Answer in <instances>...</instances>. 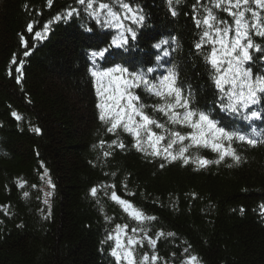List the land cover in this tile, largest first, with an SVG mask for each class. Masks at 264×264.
<instances>
[{"label": "trees", "instance_id": "trees-1", "mask_svg": "<svg viewBox=\"0 0 264 264\" xmlns=\"http://www.w3.org/2000/svg\"><path fill=\"white\" fill-rule=\"evenodd\" d=\"M134 3L143 8L147 20L139 30L140 40L133 45L135 51L125 53L129 61L125 66L133 71L154 67L157 70L151 76L155 78L176 65L180 86L190 87L194 93V107L211 110L222 126L250 132L246 127L249 122L213 106L217 92L210 70L204 53L194 47L201 31L192 18L195 0H181L176 17L171 16L166 0ZM69 6H76L75 0H53L51 6L47 0H0V205L10 206L11 213L6 216L0 210V264H115L109 255L111 242L102 241L115 224L128 223L131 228L135 221L129 220L104 190L96 198L90 195V189L101 184H114L118 195L157 218L150 225L151 236L158 230L176 234L157 243L156 251L167 264H180L189 245L190 254L198 255L201 264H264V216L258 208L264 203V144L254 148L234 144L245 162L199 171L179 162L160 168L159 159H145L132 147V137L123 132L119 138L126 150L109 149L107 144L99 147L101 140L110 143L117 136L107 132L98 119L88 52L107 44L111 36L109 39L103 32L112 35L114 30L95 24V30L88 32L86 25L94 21L81 15L54 22L43 41H33V34L26 31L29 21H38L34 31L40 30ZM215 11L231 23L227 13ZM19 33L28 39L32 52L25 58L23 79L17 84L15 66L11 76L8 68L13 53L22 58ZM172 36L177 41L166 46L171 52L165 58L168 62L157 67L155 58L160 53L152 44ZM254 40L264 46V38ZM253 57V73L264 72L260 56L253 52ZM114 63L124 60L114 55L102 66ZM137 94L146 104L158 102L142 90ZM260 108L264 110V105ZM13 111L23 119L16 121ZM156 118L164 119L159 114ZM252 126L264 130V122L259 120ZM33 127L41 131L36 133ZM104 151L113 154L104 157ZM192 153L196 154L194 149ZM199 155L216 158L210 149L200 150ZM227 163H232L231 159ZM44 167L52 172L56 187L50 189L52 198L55 196L52 205H45L40 215L39 195L24 197L16 181L20 178L32 185ZM113 172L115 176L110 175ZM107 191L110 194L111 189ZM192 193H196L195 199ZM105 215L112 220L106 221ZM143 252L151 255L147 245L139 254Z\"/></svg>", "mask_w": 264, "mask_h": 264}, {"label": "snow or ice", "instance_id": "snow-or-ice-1", "mask_svg": "<svg viewBox=\"0 0 264 264\" xmlns=\"http://www.w3.org/2000/svg\"><path fill=\"white\" fill-rule=\"evenodd\" d=\"M53 0H47L51 6ZM181 0H166L171 16L176 17ZM76 6H69L63 12L58 13L52 19L43 24L42 29L34 31L38 21H29L26 31L33 34V41H43L47 38L54 22L71 19L73 16H87L94 21L100 29L114 30L110 41L103 47L90 49L88 52V72L93 78L95 94L98 98L97 108L99 119L106 125L107 132L113 133L117 139L110 143L101 140L99 147L105 144L109 149L113 147L126 150V145L119 138V133H127L133 139L132 147L143 154L145 159H159L160 168L167 164L179 162L182 166H194V170L207 169L212 165L225 163L231 168L245 162V158L238 152L234 144L257 147L264 144V130L253 127L255 121L264 122V72L253 73L250 65L254 63L253 52L260 54L261 62H264V46L255 42L254 37L264 38V0H195L192 5V18L200 35L194 45L198 52L204 53V60L210 70V79L213 81L217 96L213 106L220 112L231 113L240 120L249 122L246 127L250 132L238 128L222 126L221 122L213 118L211 110L205 111L194 107V93L191 88H182L179 83V72L176 65L168 67L164 73L152 78L151 74L156 68L130 70L125 66L129 63L125 53L130 52L137 41L138 31L144 27L147 17L143 8L134 3V0H75ZM28 10L27 4L24 6ZM215 10H222L231 18L220 19ZM37 16L40 12L37 11ZM91 32V28H85ZM19 43L22 49V58L18 59L13 53L8 75H12L13 67L16 73L15 80L20 84L23 79L25 58L29 57L32 48L23 33H19ZM177 37L161 38L152 47L159 50L156 56L157 67L167 63L166 57L171 55L169 47L175 44ZM205 45L208 50L205 51ZM169 46V47H166ZM174 50V49H173ZM118 56L124 63H114L110 67H103L109 57ZM138 90H142L147 97L156 98L157 103L146 104ZM151 110V115L149 114ZM159 114L164 119L156 118ZM16 121H21L23 116L16 111L11 113ZM189 129L181 131L180 129ZM32 131L39 133L38 127ZM95 147V146H94ZM195 150L196 154L192 153ZM202 149H210L216 154L215 159H208L199 155ZM112 151H104L103 156L109 157ZM231 159L232 163H227ZM107 175V174H106ZM115 176L116 173H110ZM46 179L49 189H54L47 169L40 176ZM26 180L18 178L16 186L23 189ZM36 188L37 185H31ZM116 186L104 185L93 186L90 195L93 198L98 192L104 190L111 201L118 205L127 215L129 220L135 221V226L129 228L128 223L115 224L114 228L107 233L102 243L112 242L109 255L114 258L115 264H167L160 257L157 249L158 241L167 236L174 237L173 232L164 233L158 230L155 237L149 234L150 225L156 221L155 216L147 215L141 208L117 194ZM127 190V185H124ZM111 189V192L107 191ZM129 196L135 195L128 192ZM44 203L49 201L47 197L51 191L44 193ZM24 197L29 192H23ZM39 199V197H37ZM196 198V193L191 194ZM100 201L97 199V203ZM10 206L0 205L4 215H11ZM261 216H264V203L259 206ZM103 211V209H101ZM243 211V209H241ZM50 215V205L48 208ZM45 218H48L47 216ZM106 221L112 218L105 215ZM145 245L151 250L139 254ZM191 245L184 248V257L181 264H201L196 254H190ZM175 256V253L172 254Z\"/></svg>", "mask_w": 264, "mask_h": 264}, {"label": "bare ground", "instance_id": "bare-ground-1", "mask_svg": "<svg viewBox=\"0 0 264 264\" xmlns=\"http://www.w3.org/2000/svg\"><path fill=\"white\" fill-rule=\"evenodd\" d=\"M72 19V18H71ZM71 19H67L68 21L69 20H71ZM82 19H84V18H82ZM67 20H64V21H67ZM87 21V20H86ZM94 27H95V22L94 23H92L91 25H86V28H91L92 29V31H94L95 29H94ZM141 30H142V28H141ZM97 31H98V29H97ZM99 32V31H98ZM141 31H138V37H137V42L140 40L139 39V35L141 34L140 33ZM104 33V35L105 36H107V38H109L110 39V36L111 35H109V33H107V32H103ZM102 33V34H103ZM106 40H108V39H106ZM110 41V40H109ZM106 45V43H103V45L101 46V47H103V46H105ZM262 45V44H261ZM132 52H134L135 50H134V46L132 47ZM258 56H260V54H257ZM123 60V59H122ZM92 87H93V90H94V88H95V86H94V83H93V85H92ZM96 95V94H95ZM99 119V118H98ZM99 121H100V119H99ZM128 135V134H127ZM128 137H130L131 138V136L130 135H128ZM46 167H44V169H45ZM47 169V174H48V177H50L51 178V180H52V182H53V184L55 185V187H56V182L54 181V177L52 176V175H50L52 172L49 170V168H46ZM44 173V170H42V171H40L39 172V175H38V181L37 182H34V183H32V185H37V187L36 188H32V187H30V189L28 188L29 186H31V185H29L28 184V186L26 185L23 189H21V191H22V193L24 192V191H27V192H29V196H31V195H33V194H37V195H39V208H38V212L40 213V215H41V212H43V211H41L43 208H44V206L46 205L45 203H44V200H45V195H44V193L43 192H46V191H50V189L47 187V184H46V179H47V177L45 178V180H41L40 179V176L42 175ZM29 189V190H28ZM55 195V193L53 194V196ZM28 196V197H29ZM51 198H52V195L50 196ZM55 197V196H54ZM54 197L51 199V201H50V198L49 197H47V199H48V201H49V203L51 204V203H53V201H54ZM52 205V204H51ZM111 242V241H110ZM111 244H112V242H111ZM111 244H109V245H111Z\"/></svg>", "mask_w": 264, "mask_h": 264}, {"label": "rangeland", "instance_id": "rangeland-1", "mask_svg": "<svg viewBox=\"0 0 264 264\" xmlns=\"http://www.w3.org/2000/svg\"><path fill=\"white\" fill-rule=\"evenodd\" d=\"M181 264V263H180Z\"/></svg>", "mask_w": 264, "mask_h": 264}]
</instances>
